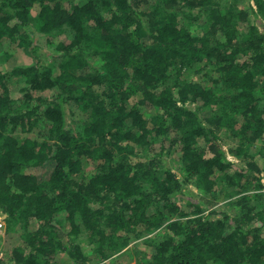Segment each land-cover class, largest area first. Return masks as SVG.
Wrapping results in <instances>:
<instances>
[{
	"label": "trees",
	"instance_id": "16d2710c",
	"mask_svg": "<svg viewBox=\"0 0 264 264\" xmlns=\"http://www.w3.org/2000/svg\"><path fill=\"white\" fill-rule=\"evenodd\" d=\"M237 1L0 0L8 264H264V0Z\"/></svg>",
	"mask_w": 264,
	"mask_h": 264
},
{
	"label": "rangeland",
	"instance_id": "374dc122",
	"mask_svg": "<svg viewBox=\"0 0 264 264\" xmlns=\"http://www.w3.org/2000/svg\"><path fill=\"white\" fill-rule=\"evenodd\" d=\"M223 2H226V5H227V4H230L232 2V0H223ZM248 3H249V0H238L237 1V5L239 7H247ZM35 15H36V10L33 9L32 16L35 17ZM34 17L31 18L29 26H28V29L31 32L33 43L40 49L39 52L44 53V52H47L50 47H49V45L46 44L47 40L45 39V36H43L40 32H38L35 29V18ZM257 19L258 20H256V18L254 16H250L249 17L250 21L255 22V24H259L258 21H261V20H260V18H257ZM65 39H66L65 35H60L59 37L55 38L52 41H54V43H56L58 41H62V40H65ZM3 48H4V51L6 53H8L10 56L6 60H4V59L0 60V71H3V72L6 71L7 72V71H10L15 65H17V63H18V61H19V59L21 57L20 53H22V51L20 50L21 48L19 49L18 47L15 46V44L5 45ZM185 75H187L186 77H188L189 73L184 71V76ZM188 78H191V77H188ZM75 115L76 116L78 115V111H76V110H75ZM147 115H149V114H147ZM67 116H68V121H69V119L71 117L68 114H67ZM231 146H233L232 143H230V144L226 143L223 146V149L226 151ZM168 159H169L168 160L169 166L175 167L176 163L173 162L169 156H168ZM258 162H259L260 167H264V161L263 160L260 159ZM237 164L240 165L241 163L237 162ZM31 172H32L31 169H27L26 170V173H31ZM190 189L193 192V194L198 195L196 190H194L192 187ZM186 200L187 199L184 197L181 200V203L184 205L186 203ZM224 203L225 202L222 199H220L218 201V203L216 205H214L211 209L214 210V211H216V210L217 211H222ZM207 212H208V210L205 211V213H207ZM210 216H212V215H210ZM1 218L3 219V216L0 213V219ZM4 224H5V222H4ZM59 229L63 233H67L69 231L68 223L65 220L62 219L60 221V223H59ZM63 242H64V245L66 246L65 240ZM19 243L20 242H19L17 234L7 233L6 232V224H5V230L3 232V235L0 236V257L2 259V262H5V264H8V260L10 259L12 249L15 246L19 245ZM81 245H82V250L85 253H88V256L90 255L89 254L90 251L93 248H95L94 245L90 246V245L85 244V240H82ZM57 257H58V260H59L60 264H70V260H69L68 256L65 253L61 252V253L58 254ZM91 259L94 260V258H91ZM102 264H134V261L132 259H129L128 257H121L119 255H116V256L112 257L111 259L105 261Z\"/></svg>",
	"mask_w": 264,
	"mask_h": 264
},
{
	"label": "built area",
	"instance_id": "2783aa9c",
	"mask_svg": "<svg viewBox=\"0 0 264 264\" xmlns=\"http://www.w3.org/2000/svg\"><path fill=\"white\" fill-rule=\"evenodd\" d=\"M4 230H5V224H4L3 219L1 218L0 219V236L3 235Z\"/></svg>",
	"mask_w": 264,
	"mask_h": 264
}]
</instances>
